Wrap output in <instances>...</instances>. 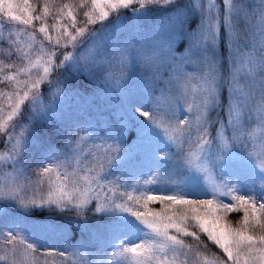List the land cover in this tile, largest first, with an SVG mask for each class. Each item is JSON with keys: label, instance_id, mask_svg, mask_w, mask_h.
I'll use <instances>...</instances> for the list:
<instances>
[{"label": "snow or ice", "instance_id": "6c2138e0", "mask_svg": "<svg viewBox=\"0 0 264 264\" xmlns=\"http://www.w3.org/2000/svg\"><path fill=\"white\" fill-rule=\"evenodd\" d=\"M91 3L99 9L98 14L84 13L87 19L75 34L65 27L53 43L44 24L38 29L55 50L42 65L43 74L14 93L15 106L8 117L11 127L0 136V144L10 146L0 166V208L13 205L25 213L47 210L76 219L95 214H128L152 234L142 244L121 249L122 255L132 254L133 264H192L197 252L180 237L190 236L197 248L206 247L195 231L188 230V222L194 221L193 226L206 234L208 242L222 249L232 264H264V235L248 234L250 226L264 228V195L233 198L243 211V223L234 228L230 221L221 223L218 214L234 211L236 205L231 201H219L218 208H213L214 200L193 199L180 188L170 191L177 193L174 195L155 190L142 196L143 203L137 200L136 205L143 210H134V206H128L134 198L127 195V189H138L140 179L133 185L112 171L122 163L127 151L123 137L130 131L129 117L135 112L159 130L169 144V150L160 152L158 158L175 166L171 173L194 172L204 179L199 161L193 166V154L184 150L186 144H195L201 154L199 160L206 161L212 169L222 167L223 161L235 154L264 173V136L256 138L249 131L253 114L264 126V0H104L103 7L98 0ZM86 5L84 0L77 7ZM13 7L10 0H0V12L26 26L51 14L48 0L37 15L27 8L23 15H16ZM63 7L67 6H62L61 11ZM159 9L168 12L167 22L150 33H145L139 23L129 27L132 14L140 21ZM113 14L114 18H110ZM67 15L75 22L71 10ZM16 44L11 34L0 38V55L9 61L20 58ZM133 60L139 68L142 93L150 102V111L125 102L123 93ZM14 68V63L5 65V70ZM25 71L17 69V73ZM14 78L5 76L4 80ZM109 89L124 102L118 119L103 125L90 116L69 121L57 110L56 102L69 93L100 95ZM157 90L159 97L153 95ZM45 95L49 97L47 102ZM161 98L168 103L163 117ZM218 110L225 113L223 119ZM40 128L47 129L49 136L33 152ZM17 131L18 136L13 134ZM60 169L64 170L63 183L54 192L51 180L45 182L44 178ZM149 176L153 185L165 181L179 185L188 178L181 175L173 179L159 164ZM69 185L71 191H65ZM259 188L264 190V179L259 181ZM233 190L236 189L230 188ZM153 201L165 210L150 209L148 205ZM172 230L176 235L170 234ZM0 236L9 244L20 236L34 264H47L48 257L59 258L65 264H96L99 253V249L93 251L79 242L72 243L70 238L61 249L39 247L19 230H2ZM137 249H143V253ZM6 259L0 256V261Z\"/></svg>", "mask_w": 264, "mask_h": 264}, {"label": "trees", "instance_id": "16d2710c", "mask_svg": "<svg viewBox=\"0 0 264 264\" xmlns=\"http://www.w3.org/2000/svg\"><path fill=\"white\" fill-rule=\"evenodd\" d=\"M10 2L13 4V12L16 15H23L24 10L27 8L28 10L32 11L33 15L39 14L43 10V5L45 3V0H27V4H25V0H10ZM101 7L104 6V0H98ZM48 3L50 5V12L51 14L45 18L43 21H33L32 25L26 26L23 25L17 21H11L9 20L3 12H0V38H6L11 34L13 39L17 41L16 47L20 50V58H14L12 61L6 60L3 55H0V136L5 135L7 130L11 127V121L8 120V117L12 114V109L15 106V91L21 90L24 88V85L27 82H30L31 79L39 78L40 75L43 74V68L42 65L47 61L48 54L55 49L49 45V42L47 40V37L44 33H40L38 31L41 24H44L47 27L48 35H51L53 38V43L55 39L57 38L58 34H62L65 31V27L68 31L75 34V29L79 27L84 26V21L87 19V17L84 15V13H90L93 16L97 15L99 12L98 8H93V5L91 3V0H87V5L83 7L82 9L80 7H77V5H82L84 3V0H48ZM63 7L61 11L62 6ZM71 10L73 12V15L75 16V22L72 21V19L67 15L68 11ZM107 10V9H106ZM114 15L110 18H114ZM135 14H132L128 21L129 27H131L134 24L139 23L142 25L143 31L145 33H150L152 30L149 28V26H154V18L156 16H145L140 21H137L135 19ZM73 23H75V27H73ZM55 26V27H53ZM34 37V38H33ZM63 43V40H62ZM3 47V46H0ZM43 49V51H41ZM71 50V49H68ZM39 54L42 55L43 59L40 61V64H37L35 61L37 60L36 57H39ZM62 58V57H61ZM9 63H14L16 65V68L5 70V65ZM24 68L26 71L24 73H17V69ZM15 76L14 79L10 81H5V76ZM137 91L135 89H132L129 91V95L132 98H135V94ZM22 94V93H21ZM79 94H73L69 93L66 97L69 99L70 96H77ZM84 99L78 108L75 109V112H72L71 110H68L69 101L61 104V111L65 117L69 121L76 120L75 118L83 117L82 107L85 108V105L88 104V107L86 108L87 114L85 116H90L93 121L97 120L100 115H104L105 117L108 116L107 120H97L96 123L98 125H103L106 121L112 120V114L111 111H94L96 109V105H99L101 107L100 103H103L104 100V94H96V93H90L87 94H80ZM95 96V97H94ZM93 98L91 101H88L89 98ZM45 100L49 99L48 95H45ZM80 102V101H79ZM219 111V110H218ZM213 116H216L217 113H212ZM219 115L221 119L224 118L225 113L223 111H219ZM253 118H258L256 121H259V117L253 114ZM100 121V122H99ZM39 140L36 142L35 150H32L33 152H37L41 148V142H44L48 139L49 133L47 129L40 128L37 130ZM254 132H260L259 134H255ZM135 136L137 137L138 133L134 132ZM253 136L256 138L264 136V126L257 128L256 130H253ZM132 138V139H134ZM147 139L150 138L149 136L146 137ZM5 148L4 145L0 144V151ZM237 156V155H236ZM235 154L229 155L231 158H236ZM35 166V164L33 165ZM222 171V170H221ZM252 167L251 165H248L247 167H238L237 173H235L237 176H243L247 174H252ZM223 175H227L228 173H223ZM45 182H47L49 179L52 183V188L54 191L56 179L55 175L51 173V176H46ZM54 184V186H53ZM61 216L60 214L52 213L47 210H38L33 213H25L22 210H19L15 207H12V205L7 206V213L4 216V218H10L8 221H13V219H21L24 218L26 221L29 220V217L32 220H40L42 222L44 219L49 222V226L46 224L43 225V230L40 227L33 226L30 228V232L34 237L45 239L48 235H54L56 232H61L62 230L67 229V227L70 225V220L68 216ZM2 218V216H0ZM238 220L240 224L243 223V214L237 211H234L230 215H228V221ZM68 222V223H67ZM192 222V221H191ZM36 225V224H35ZM38 226V225H37ZM251 227V226H250ZM253 236L258 237L259 235H264V233H261L258 228H253ZM249 234V233H248ZM36 235V236H35ZM202 240H207L204 237ZM211 249H215L214 246H211Z\"/></svg>", "mask_w": 264, "mask_h": 264}, {"label": "rangeland", "instance_id": "374dc122", "mask_svg": "<svg viewBox=\"0 0 264 264\" xmlns=\"http://www.w3.org/2000/svg\"><path fill=\"white\" fill-rule=\"evenodd\" d=\"M36 63L40 64L41 60L43 59L42 55L39 54V57H36ZM133 65V64H132ZM131 65V66H132ZM134 73V68L132 67L131 70V74ZM133 76V74H132ZM112 92L111 89L107 90L106 94H110ZM95 97V96H94ZM93 97V98H94ZM92 97L88 99V101H91L93 99ZM86 100L84 99L80 94L77 96H70V98L68 99L66 96L60 100H58L57 103V110L61 111V104L69 101V105H68V110H71L72 112H75V109L78 108L80 105V103ZM46 102L48 101L45 100ZM80 101V102H79ZM187 106V105H186ZM88 107V104L85 105V108L82 107V112H83V117L84 115L87 114L86 108ZM136 107H141L143 108L142 110H148L147 108V104L146 103H139L137 104ZM186 108V107H185ZM135 113V112H134ZM137 115V117L140 120L146 121L144 117L140 116L139 113H135ZM183 109H181V115H183ZM81 118V117H79ZM77 119V118H75ZM258 118H253V121L251 123V126L249 128V131L252 132L253 134V130H256L257 128L259 129V127H262L261 124L259 123V121L257 122ZM255 134H259L260 132H254ZM15 135H19V132L17 131L16 133H13ZM10 147V146H9ZM9 147H5L3 150L0 151V166H2V158L7 156L9 154ZM35 148H32L31 150H35ZM186 152H191L192 155V162H194L195 160L199 161V167L202 169V174L204 176V179L202 176L196 174V173H191V174H187V173H181V175H187L188 178L190 176H195L194 181L191 184H196L204 189H206V192H203L202 194H184L187 196L192 197L193 199H212L214 200V204H213V208H218V203L219 201H223L224 203H228L229 201H231L234 205H236V209L234 211L240 212L243 214L242 209L239 208L238 202L233 199L234 197H238V196H242V195H257V196H261L264 195V190L259 188V181L261 179H264V173L258 171L254 164L251 161L245 160L240 156H236V158L234 159V162L239 166V167H247L248 165H251L252 167V174H247L244 175L243 177L241 176H236L233 173L234 172V166L233 164L228 161L227 159L224 160V162H226V165L222 166V170L223 171H231L229 176H217V174L214 172V169L211 168L210 165L207 164L206 161H200V152L196 149L195 144H187L186 147ZM218 169V168H217ZM7 171H10V169H6ZM64 170L60 169V170H54L52 173L55 175V179H56V183H55V187L56 184L58 187H54V192L55 190L58 191L63 183L62 179H61V174ZM178 173H173V176H176ZM180 175V176H181ZM3 177H0V180H2ZM224 179V180H223ZM229 184H228V183ZM213 185H215V191H213ZM54 186V184H53ZM59 188V189H58ZM230 188H235L236 190L230 191ZM210 190V191H209ZM65 191L70 192L71 191V186L69 185L68 188L65 189ZM228 193V195H224V193ZM176 194L175 192H170L168 193V195H174ZM12 207H15L12 205ZM234 211H232L231 213H233ZM7 213V207L6 208H0V216H2V218H0V231L2 230H10V231H17L19 230L20 233L25 236L29 242L31 243H35L37 246L39 247H56V248H64V246L54 240V239H50V240H42L39 239L37 237H34L32 235V233L30 232V226L32 225L31 222L25 221L22 218L21 219H13V221H8L10 218H4V216ZM231 213H223V212H218V214L221 215L222 219H221V223H225V222H229L228 221V215H230ZM201 214H203V209H201ZM261 220L264 221V214L261 215ZM40 221L39 220V224L34 225L36 227H40ZM195 224V222H194ZM193 224V225H194ZM241 224L239 223L238 220H234L232 221V227H239ZM258 228V230L261 233H264V228H260V227H255ZM253 227H249L248 233L249 234H253ZM189 231H195L197 233V236L200 237V240L202 242L205 243L206 247L204 248H197L194 238L190 237V236H185L186 239H184V242L186 245H192V249L194 252L198 253V250L200 249L202 251L201 254H199L198 256H194L193 257V263L197 264L198 261V257L203 259V256L206 253H211L209 255H207V262L208 264H215L214 262H216L217 264H232L231 261L228 260L227 258V254H225L223 252L222 249H220L218 246L212 244L211 242H208L207 240H202L201 237L206 239V234H203L199 231L198 227H192L189 229ZM36 236V235H35ZM146 237V234L141 233V235L139 237H136L134 240L132 241H128L125 242V246H123V248H130L132 246H130V243H135V244H141L140 241L143 240ZM181 237L182 234H181ZM180 237V238H181ZM95 243L92 244V246H94ZM211 246H214L215 249H211ZM16 252V256H13V252ZM138 253H143V249H137ZM224 253V254H223ZM226 255V257H225ZM0 256H6L7 259L0 261V264H11V262L15 259L17 261V264H34V259L33 256L31 254L30 251H26L25 250V244L23 242H21V238L20 236H17L16 239L14 241H12L11 244L7 243L4 239L3 236H0ZM121 259H118L115 263L116 264H131L134 261V257L132 256L131 253L128 254H120ZM172 258V254L168 253V259ZM41 260L43 261L44 258L41 257ZM47 264H65V262L59 258H54V257H48L47 258Z\"/></svg>", "mask_w": 264, "mask_h": 264}]
</instances>
